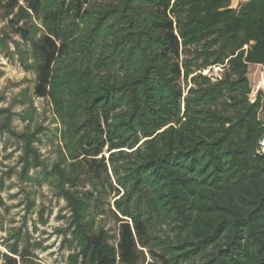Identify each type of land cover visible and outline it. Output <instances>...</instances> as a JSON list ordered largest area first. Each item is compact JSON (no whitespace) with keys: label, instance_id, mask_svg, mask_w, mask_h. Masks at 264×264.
I'll return each mask as SVG.
<instances>
[{"label":"trees","instance_id":"obj_1","mask_svg":"<svg viewBox=\"0 0 264 264\" xmlns=\"http://www.w3.org/2000/svg\"><path fill=\"white\" fill-rule=\"evenodd\" d=\"M0 20L20 38L1 51L62 126L58 159L36 145L33 102L23 131L0 108V135L19 143L22 179L66 202L69 264H264V98L249 78L264 0H0Z\"/></svg>","mask_w":264,"mask_h":264},{"label":"rangeland","instance_id":"obj_2","mask_svg":"<svg viewBox=\"0 0 264 264\" xmlns=\"http://www.w3.org/2000/svg\"><path fill=\"white\" fill-rule=\"evenodd\" d=\"M8 35L10 50L15 51L12 40L20 38L12 33L8 20H0V37ZM23 47L28 44L21 41ZM261 68L251 66L249 78L253 85L262 79ZM204 74L221 75L215 68L206 70ZM36 75L34 71H26L19 61V56H8L0 49V108L9 109L13 113V126L23 131L26 123L20 116L30 110V102L35 108L32 131H38L39 141L36 143L43 159L52 165L59 156L62 126L54 115L52 106L34 95ZM27 101V105L23 101ZM20 145L9 134L0 135V250L17 244L20 251L27 246L39 264H69L72 251L65 241V231L70 223L71 213L64 200L59 199L47 185L26 182L21 177V165L18 163ZM34 174L33 172L30 173ZM105 222L106 229L116 232L118 226L112 219L100 216L97 222ZM147 260L150 257L147 254ZM0 264H3L0 261Z\"/></svg>","mask_w":264,"mask_h":264},{"label":"built area","instance_id":"obj_3","mask_svg":"<svg viewBox=\"0 0 264 264\" xmlns=\"http://www.w3.org/2000/svg\"><path fill=\"white\" fill-rule=\"evenodd\" d=\"M261 68L262 79L253 85L252 92L250 94V101L252 103L256 102L258 97L262 94L264 98V66H258ZM258 153L264 156V136L259 141Z\"/></svg>","mask_w":264,"mask_h":264},{"label":"crops","instance_id":"obj_4","mask_svg":"<svg viewBox=\"0 0 264 264\" xmlns=\"http://www.w3.org/2000/svg\"><path fill=\"white\" fill-rule=\"evenodd\" d=\"M246 0H232V7L237 8L239 3L244 2Z\"/></svg>","mask_w":264,"mask_h":264}]
</instances>
